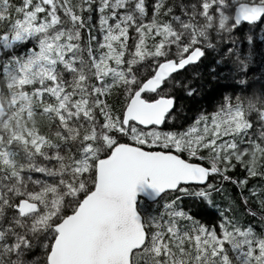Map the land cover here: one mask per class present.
<instances>
[{"label":"snow or ice","instance_id":"6c2138e0","mask_svg":"<svg viewBox=\"0 0 264 264\" xmlns=\"http://www.w3.org/2000/svg\"><path fill=\"white\" fill-rule=\"evenodd\" d=\"M245 22H264V0H0V264H264V233L180 205L211 204L219 176L264 209V187L243 194L264 178V92L241 79V94L165 130L174 74L217 43L245 70ZM237 165L246 178L228 174Z\"/></svg>","mask_w":264,"mask_h":264},{"label":"trees","instance_id":"16d2710c","mask_svg":"<svg viewBox=\"0 0 264 264\" xmlns=\"http://www.w3.org/2000/svg\"><path fill=\"white\" fill-rule=\"evenodd\" d=\"M20 0H13L14 4H19ZM152 0H149L151 4ZM190 2V0H184ZM172 3V0H169ZM85 40L87 32L84 33ZM237 39V48L246 58V68L243 72L237 71L239 60L236 55H226L225 45L217 43L216 49L208 50L206 56L196 64L187 66L184 70L174 74L176 80L182 86H177L174 90L176 97L177 120L165 126V130L183 129L191 125L202 113L210 114L214 112L218 105L223 102L225 96L241 94L243 86L238 84L241 79L247 80V92H264V22L256 26L243 23L234 33ZM252 36L254 43L249 44L247 38ZM31 46L28 44L18 46L16 54L23 52ZM251 53L249 56L248 54ZM6 53L5 55H7ZM219 61V63H217ZM192 90L193 95H188ZM122 100L121 91L116 89L109 97V102ZM119 107V104L116 105ZM233 179L240 180L246 178V172L239 166L228 173ZM209 182L222 188L220 192H213L212 203L209 204L195 196H181V207L189 212L194 218L211 227L219 222L220 213L225 209L229 211L226 215L237 218L242 226H252L257 233H264V209H262L256 198L249 199L248 205L243 203L241 189L231 182H222L219 176H212ZM257 186V189L264 187V178L256 177L248 180V185L243 189L245 196L249 195L248 189ZM198 188L200 186H194ZM179 193H170L166 199H174ZM144 207L151 211L153 205L145 202ZM247 208H251L257 213L256 216L249 215ZM159 210V209H157Z\"/></svg>","mask_w":264,"mask_h":264},{"label":"water","instance_id":"95a60500","mask_svg":"<svg viewBox=\"0 0 264 264\" xmlns=\"http://www.w3.org/2000/svg\"><path fill=\"white\" fill-rule=\"evenodd\" d=\"M194 186H198V185H194Z\"/></svg>","mask_w":264,"mask_h":264}]
</instances>
